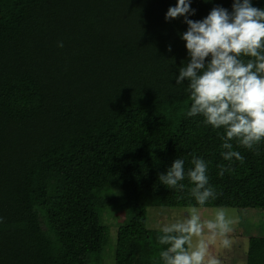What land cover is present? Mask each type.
Segmentation results:
<instances>
[{"label":"trees","instance_id":"16d2710c","mask_svg":"<svg viewBox=\"0 0 264 264\" xmlns=\"http://www.w3.org/2000/svg\"><path fill=\"white\" fill-rule=\"evenodd\" d=\"M176 2L14 0L0 14V264L103 255L106 188L135 208L117 229L114 264H160L147 209L195 203L158 180L177 158L187 170L193 154L207 162L217 193L203 207L264 208V141L255 151L232 141L243 160L228 162L223 129L186 115L187 82L175 78L188 59L187 25L165 20ZM217 5L231 11L232 0H192L188 18ZM219 165L231 171L220 176ZM246 264H264V236L249 237Z\"/></svg>","mask_w":264,"mask_h":264},{"label":"clouds","instance_id":"9594fccd","mask_svg":"<svg viewBox=\"0 0 264 264\" xmlns=\"http://www.w3.org/2000/svg\"><path fill=\"white\" fill-rule=\"evenodd\" d=\"M191 3L177 0L165 15V20L184 17L187 25L181 39L188 59L175 81L177 85L187 82L186 115L201 116L205 125L223 129V160L242 161L232 141L253 151L264 141V8L254 7L252 0H232L231 11L217 5L202 20H192L188 18L195 14ZM58 46L63 47L62 42ZM190 163L186 170L184 159L177 158L158 175L166 188L187 191L195 202L180 218L160 226L157 240L163 247L158 259L160 264H222L211 248L231 249L237 220L224 207L215 208L209 216L202 213L217 193L209 181L207 162L193 154ZM218 167L220 176L231 171Z\"/></svg>","mask_w":264,"mask_h":264},{"label":"rangeland","instance_id":"374dc122","mask_svg":"<svg viewBox=\"0 0 264 264\" xmlns=\"http://www.w3.org/2000/svg\"><path fill=\"white\" fill-rule=\"evenodd\" d=\"M18 1V0H15ZM11 3V5H8ZM0 14H8L15 9L14 0H0ZM6 19L3 21L5 22ZM1 22V23H3ZM0 23V25H1ZM2 27V25H1ZM103 196L107 198L105 211L101 215V223L107 228L109 233V242L103 255L92 254L88 258V264H114L115 241L117 229L132 218L135 208L127 206L126 198L121 190L113 189L103 190ZM188 207L176 208H152L147 209L146 227L149 229H158L162 223H167L173 218H180ZM217 207H202L201 211L205 216L211 215ZM230 216H233L237 223L232 233L233 245L231 249H221L218 246L211 248V252L216 255L222 264H246V254L248 249V239L250 236H264V208L260 207H224ZM41 220L44 228H47L45 218L41 214ZM49 227V226H48Z\"/></svg>","mask_w":264,"mask_h":264}]
</instances>
